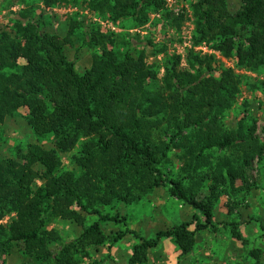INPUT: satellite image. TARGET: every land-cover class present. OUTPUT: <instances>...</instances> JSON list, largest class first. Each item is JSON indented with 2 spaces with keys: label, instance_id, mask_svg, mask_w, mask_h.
I'll return each instance as SVG.
<instances>
[{
  "label": "trees",
  "instance_id": "trees-1",
  "mask_svg": "<svg viewBox=\"0 0 264 264\" xmlns=\"http://www.w3.org/2000/svg\"><path fill=\"white\" fill-rule=\"evenodd\" d=\"M39 1L46 8L56 5L55 0ZM86 1L92 14L113 23L131 20L135 29L145 28L152 14L167 11L166 0ZM191 9L194 45L211 54L190 50L186 69H180L181 57L165 60L162 78L133 39L121 51L114 35L100 29L83 36L88 48L99 52L84 75L67 54L72 39L45 35L30 15L21 13L27 24L16 23L14 30L0 34V124L15 118L23 107L29 111L27 126L34 135L53 140V147L32 146L27 152L18 151L16 159L0 162V256L17 251L26 264H80L78 249L83 255L108 243L111 249L127 235L140 242L131 263H146L148 254L165 239H173L186 256L197 245L199 233L215 230L214 207L222 191L229 194L237 181L251 189L248 171L263 156L264 145L255 136V126L241 121L226 128L224 119L244 84L245 77L236 70L264 71V0H243L234 15L228 0H197ZM182 22L183 17L175 19L177 27ZM80 28L88 27L72 21L70 35ZM216 54L234 62L236 69L227 68ZM159 82V89H152ZM78 147L73 162L79 170L64 172L61 156ZM173 151L183 154L185 179L170 178L162 170ZM216 151L235 155L213 162ZM38 182L43 185L38 187ZM205 184L210 185L209 195L202 198ZM166 187L196 213L191 222L160 231L152 240L128 229L104 233V225L127 226V220L103 215L101 210L138 204ZM91 216L99 220L87 227ZM10 217L9 225L3 226L1 222ZM57 219L82 228L80 238L62 243L48 229ZM193 226L195 231L190 232ZM56 243L61 246L54 252ZM251 256L255 264H264L260 251Z\"/></svg>",
  "mask_w": 264,
  "mask_h": 264
},
{
  "label": "rangeland",
  "instance_id": "rangeland-1",
  "mask_svg": "<svg viewBox=\"0 0 264 264\" xmlns=\"http://www.w3.org/2000/svg\"><path fill=\"white\" fill-rule=\"evenodd\" d=\"M196 1L172 0L169 3V0H166L165 13L152 14L145 28L135 29L131 20L113 23L108 18L103 19L92 14L87 9L86 0H55L56 5L51 8H46L39 0H0V34L14 30L16 23L26 25L27 20L21 17V13L30 15L39 22L45 35L56 34L62 39L68 36L72 39L67 54L70 60L76 63L80 74L84 75L91 69L93 57L99 52L88 48L83 36L91 29H100L104 34L114 35L119 42L117 49L121 51L127 50L133 39L139 53H146L149 65L160 73L162 78L165 74V60L169 62L174 57H181L180 69H186L190 50L197 54H211L204 46L194 45L195 28L191 7ZM228 5L229 12L234 15L240 11L243 0H228ZM182 17L183 22L177 27L175 19ZM74 20L84 23L88 28H80L70 35V25ZM163 48H166L164 53H157ZM216 55L227 68L236 69L234 62ZM19 63L25 65L24 60ZM236 72L245 77L244 84L239 100L234 109L226 115L224 124L226 128H235L243 121L247 127L255 126V136L260 144L264 145V71L253 73L246 69H237ZM212 76L216 80L219 79L218 74ZM160 85L161 82L155 83L152 89H159ZM28 116L29 111L22 107L15 118H8L4 124H0V162L16 159L18 151L27 152L32 146L53 147L52 138L39 140L34 135L27 126ZM79 149L78 147L73 153L61 156L64 172L79 170L73 162V156ZM234 155L235 153L228 151H216L212 153V159L217 162ZM184 166L183 154L173 151L162 170L170 178L185 179L186 176L182 172ZM248 174L251 177V189L237 181L230 185L229 194L227 189L222 191L224 193L214 207L215 230L208 229L199 233L198 243L192 253L183 256L173 239H165L158 250L148 254V261L143 264H255L256 261L251 256L252 251H260V260L264 263V154L254 161ZM184 184L190 187V180H186ZM42 185L38 182V187ZM209 186H202V198L209 195ZM42 205L46 207L44 203ZM101 211L103 215L120 216L127 220V226L124 223L104 225L105 234L124 233L128 229L147 240L154 239L160 231L191 222L196 215L192 209L172 197L168 187L155 190L143 197L138 204H115ZM13 217L4 219L1 224L8 226ZM98 220L96 216L88 217L86 226H91ZM197 220L204 224L202 215L197 214ZM233 224H238V228L232 227ZM48 229L54 230L62 239V243L76 241L82 234V228L61 219L53 221ZM189 231L194 232L195 227H190ZM139 243L133 235H127L116 245H112L111 249V243H108L99 250L89 248L86 255L78 249L77 254L80 255L79 258L82 257L80 264H141L131 263L133 249ZM60 246L61 243L54 244L52 251H57ZM0 264L26 262L22 255L15 251L11 256H0Z\"/></svg>",
  "mask_w": 264,
  "mask_h": 264
},
{
  "label": "built area",
  "instance_id": "built-area-1",
  "mask_svg": "<svg viewBox=\"0 0 264 264\" xmlns=\"http://www.w3.org/2000/svg\"><path fill=\"white\" fill-rule=\"evenodd\" d=\"M172 0H169V3L171 2Z\"/></svg>",
  "mask_w": 264,
  "mask_h": 264
},
{
  "label": "crops",
  "instance_id": "crops-1",
  "mask_svg": "<svg viewBox=\"0 0 264 264\" xmlns=\"http://www.w3.org/2000/svg\"><path fill=\"white\" fill-rule=\"evenodd\" d=\"M164 241V240H163ZM163 243V242H162ZM161 246H162V244H161Z\"/></svg>",
  "mask_w": 264,
  "mask_h": 264
}]
</instances>
